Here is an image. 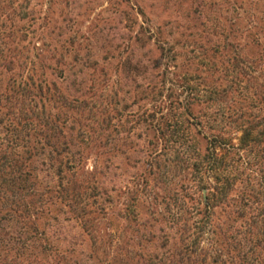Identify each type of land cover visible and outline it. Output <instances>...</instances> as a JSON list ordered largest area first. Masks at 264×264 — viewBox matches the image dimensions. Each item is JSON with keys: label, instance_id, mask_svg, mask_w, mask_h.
Wrapping results in <instances>:
<instances>
[{"label": "trees", "instance_id": "1", "mask_svg": "<svg viewBox=\"0 0 264 264\" xmlns=\"http://www.w3.org/2000/svg\"><path fill=\"white\" fill-rule=\"evenodd\" d=\"M182 1L191 4L189 18L203 28L205 45L194 41L181 49L197 58L212 54L223 59L230 85L209 93L191 86L186 79L178 86L184 88L183 98L172 105L171 113L154 110L146 114L144 122L150 124V119L151 128L157 132L153 134L156 145L162 143L175 155L173 163L182 168L189 184L182 187V197L176 196L180 214L165 218L163 223L143 221L139 212H128L127 221L147 229L137 237L139 250H127L125 254L114 251V256L103 263L264 264V97H260L264 95V56H241L242 47L237 42L241 32L230 15H238L243 0ZM170 2L166 0L165 4ZM140 15L145 13L140 10ZM124 16L129 19V15ZM171 24L145 27L135 22L120 31L116 39L125 55L123 67L129 77L157 79L172 75L166 65L176 60L180 43L171 41ZM125 32L131 36H125ZM256 45L260 48L259 42ZM6 63L5 73L10 75L4 88L0 87V263L9 258L16 261L36 243H41L44 250L54 248L61 242L57 234L62 229L59 213H76V219L85 223V218L89 220V216L113 204L110 195L115 191L99 182L91 189V204L86 203L79 211L69 205L70 211L59 209L57 215L52 214L55 199L77 201L78 197L68 193L70 181L67 185L64 182L68 175H77L82 159L80 143L64 137V131H75L77 124L61 127L58 118L47 113V103L58 95L66 106L80 104L88 109L85 98L94 87L89 80H78L72 70L69 74L61 72L65 95H60L57 81L62 78L54 66L42 65V74L23 79L11 73L14 61ZM97 64L89 57L75 59L80 67L96 69ZM161 68H165L162 76L158 73ZM223 97L229 103L221 102ZM202 102L217 107L196 112ZM25 104L28 112H24ZM103 113L96 110L95 117ZM237 134L239 138H235ZM80 136L83 144L86 139L93 140L87 132ZM160 155L155 146L153 160ZM149 165L155 167L158 162ZM112 170L106 167L102 178ZM241 185L244 189L239 191ZM175 204L165 202V213L171 214ZM226 209L230 212L220 222L219 210ZM64 220L70 222L71 218ZM115 239L117 246L124 242L123 236ZM56 247L55 252H62ZM65 254L73 251L64 250V260ZM31 257L37 258L34 254Z\"/></svg>", "mask_w": 264, "mask_h": 264}, {"label": "rangeland", "instance_id": "2", "mask_svg": "<svg viewBox=\"0 0 264 264\" xmlns=\"http://www.w3.org/2000/svg\"><path fill=\"white\" fill-rule=\"evenodd\" d=\"M165 1L0 0V87L6 85L5 79L10 74L5 73V67L11 60L15 62L11 73L23 79L42 74V65L54 66L56 74L62 78L57 81L60 95H65L61 72L69 74L72 70L78 80H89L94 87L85 98L88 109L80 104L66 106L58 95L47 103V113L52 112L61 127H71L73 122L77 124L75 131L64 129V137L80 143L82 159L77 175H68L64 182L67 185L70 181L68 193L73 198L78 197L77 201L55 199L52 214L57 215L59 209L64 213L70 211L69 205L79 211L86 203L91 204V189L99 182H104L108 190L115 189L110 195L113 204L89 216V220L85 218V223L76 219V213H59L62 229L57 234L61 242L54 248L44 250L41 243H36L16 261L9 258L0 264H104L114 256V251L125 254L127 250H139L137 237L147 229L127 221L128 212L135 210L140 213L141 220L159 223L180 214V201H176V196L182 197V187L189 184L184 180L186 174L173 163L175 155L166 150L165 145H156L153 134L157 132L151 128L150 119V124L144 122L146 114L154 110H161L164 115L171 113L172 105L183 98L184 88L178 86L186 79L191 86L210 93L229 88L230 77L223 59L212 54L205 59L197 58L187 54V49H181L194 41L197 45L204 44L201 39L203 28L189 18L192 6L188 1L171 0L168 5ZM140 10L145 16L140 15ZM124 14L129 15V19ZM230 16L241 32L237 41L242 47L241 56H264V0H243L238 15ZM135 22L145 27L172 22L174 37L171 41L179 42L180 49L176 60L166 65L171 68V76L157 79L146 75L129 77L124 70L125 55L118 48L116 37L119 38L124 27ZM125 33V36H131V33ZM85 57H89L91 63H98L96 69L75 65V59ZM164 71L165 68H161L158 73L162 76ZM221 102L227 104L229 100L223 97ZM213 106L217 107L202 102L195 111L204 112ZM100 109L105 113L95 117L96 110ZM24 112H28L26 104ZM103 128L104 132L101 131ZM82 132L89 133L93 140L86 139L87 143L83 144ZM239 136L237 134L235 138ZM153 144L161 154L156 160L152 158ZM152 161L158 165L151 167ZM106 167L113 170L102 178ZM240 188L244 189L242 185L239 191ZM165 202L175 204L171 214L165 213ZM229 212V209L226 212L219 210L220 222L226 220ZM67 218H71L70 222L64 220ZM41 224L39 221L40 227ZM118 236L124 238L119 246L115 244ZM56 246L62 252H55ZM64 250L73 251L71 255L65 254L66 260L62 258ZM32 254L37 258L31 257Z\"/></svg>", "mask_w": 264, "mask_h": 264}]
</instances>
